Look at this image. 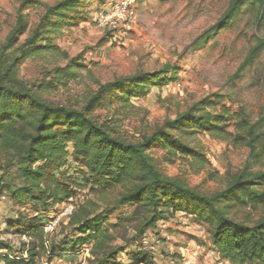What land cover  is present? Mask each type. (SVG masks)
Segmentation results:
<instances>
[{
  "label": "trees",
  "instance_id": "16d2710c",
  "mask_svg": "<svg viewBox=\"0 0 264 264\" xmlns=\"http://www.w3.org/2000/svg\"><path fill=\"white\" fill-rule=\"evenodd\" d=\"M84 1L88 0H62L49 6L43 0H20L15 22L0 45V199L7 195L16 207L14 216L4 220L6 233L28 239L26 258L6 253L3 263L39 264L45 257L61 262L87 248L86 264H118L116 259L124 248L113 245L114 232L125 228L130 219L123 218L109 228L104 223L116 209L134 205L141 209L133 229L139 237L166 221L165 214L171 210L192 217L205 228L220 260L264 264V213L257 218L250 213L238 217L234 209H264V115L254 121L243 107L232 114L221 107L216 113L221 98L207 97L175 119H165L150 135L128 141L116 136L106 123L94 120L92 113L130 105L145 98L151 88L168 86L176 77L170 65L100 84L81 108L47 101L44 86L22 78L23 61L40 48V39L52 20ZM246 4L256 7L259 23L264 0H230L222 16L196 43L225 28ZM30 7H43L44 13L29 28L24 12ZM25 33L27 38L19 44L18 38ZM262 53L264 39L256 38L234 77L246 72ZM74 67L69 63L55 74L72 78ZM195 133L217 135L248 151L242 167L229 174L220 191L202 192L183 177H169L155 158L157 152H163L167 157L199 159L200 153L183 140ZM77 189L88 194L81 204L73 199ZM70 199L75 210L61 225L65 237L52 241L42 228L52 208ZM0 250L9 251L4 245ZM149 256L135 253L132 264H149Z\"/></svg>",
  "mask_w": 264,
  "mask_h": 264
},
{
  "label": "rangeland",
  "instance_id": "374dc122",
  "mask_svg": "<svg viewBox=\"0 0 264 264\" xmlns=\"http://www.w3.org/2000/svg\"><path fill=\"white\" fill-rule=\"evenodd\" d=\"M43 1L53 6L62 0ZM116 1L88 0L63 16H56L45 29L40 48L23 61L22 78L44 86L43 97L47 101L81 108L100 84L139 71L157 72L170 65L176 77L168 86L151 88L145 98L130 105H113L92 113L94 120L106 123L116 136L128 141L150 135L165 119H175L207 97L221 98L222 104L216 108V113L221 107L231 114L243 107L254 121L264 115V54L246 72L234 77L256 38L264 39V15L258 23L255 6L246 4L225 28L213 33L205 42L196 43L222 16L230 0H133L132 25L114 32L100 28L96 17L110 10ZM19 3L20 0H0V45L15 22ZM43 13V7L28 8L24 12L28 27L37 24ZM26 38L27 33L22 34L19 44ZM69 63L76 65L72 78L55 74L56 69ZM183 140L200 153L199 159L167 157L163 152H157L155 158L166 175L183 177L191 187L202 192L224 189L229 174H235L248 155L245 147L223 141L217 135L195 133ZM73 193L76 204H81L88 195L87 191L79 189ZM164 208H168L167 203ZM234 209L238 217L250 213L252 218H257L264 213L261 207ZM15 212L16 207L9 197L3 196L0 224ZM140 215L141 209L132 205L116 209L105 220L104 226L109 228L112 224L119 225L123 218L130 219L125 228L114 232L113 245L124 248L116 259L118 264H132V257L138 252L150 255L149 264H228L215 254L205 228L192 217L172 214L169 210L165 214L166 221L139 237L133 229ZM61 225L48 236L50 240L64 239ZM14 238L18 246L10 245L11 249L7 248V243L0 242V246L9 250H2L0 264H4L2 258L6 253L22 255L19 249L28 239ZM68 257L61 262L45 257L39 264H86L84 253L80 251L73 259Z\"/></svg>",
  "mask_w": 264,
  "mask_h": 264
},
{
  "label": "built area",
  "instance_id": "2783aa9c",
  "mask_svg": "<svg viewBox=\"0 0 264 264\" xmlns=\"http://www.w3.org/2000/svg\"><path fill=\"white\" fill-rule=\"evenodd\" d=\"M133 0H118L114 3L110 10L101 12L96 17V22L98 26L102 29H106L114 32L118 28H127L134 23V12H133ZM75 210V203L73 199L69 201L55 206L50 211L49 219L47 223L43 226L42 231L46 237L52 235L57 231L60 224H65L70 216L73 214ZM6 225L5 223L0 224V242L10 244L12 246H18V244L14 241L15 238L11 234L6 233ZM23 240L26 237L22 236ZM22 249V257L26 258V251L28 250L27 242L23 243ZM87 248L83 249L84 255L87 253ZM0 254H2V250H0ZM10 257V255H7ZM17 259V257H15ZM14 259V258H13Z\"/></svg>",
  "mask_w": 264,
  "mask_h": 264
}]
</instances>
